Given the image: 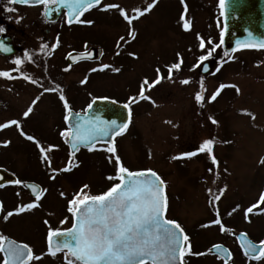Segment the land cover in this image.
I'll list each match as a JSON object with an SVG mask.
<instances>
[{
	"label": "rangeland",
	"instance_id": "obj_1",
	"mask_svg": "<svg viewBox=\"0 0 264 264\" xmlns=\"http://www.w3.org/2000/svg\"><path fill=\"white\" fill-rule=\"evenodd\" d=\"M215 5L188 0L180 15L172 0H104L69 27L44 21L47 4L0 0V35L24 50V73L2 76L12 66L0 58V164L42 187L37 200L19 187L0 193V243L29 246V264H64L70 257L51 253L47 236L69 225L73 207L114 189L120 172L152 170L166 186L165 218L194 253L186 264H264V255L247 261L235 240L243 232L264 244V51L223 54ZM90 46L100 60L68 67V52ZM208 59L218 63L201 75ZM93 98L127 105L129 126L114 152L99 144L72 156L65 117ZM215 243L230 262L205 254Z\"/></svg>",
	"mask_w": 264,
	"mask_h": 264
},
{
	"label": "water",
	"instance_id": "obj_2",
	"mask_svg": "<svg viewBox=\"0 0 264 264\" xmlns=\"http://www.w3.org/2000/svg\"><path fill=\"white\" fill-rule=\"evenodd\" d=\"M47 0H13L19 5L36 6ZM101 0H55L47 8L46 18L55 21L62 10L69 22L79 18L89 7ZM224 36L222 49L255 44L264 47V0H223ZM10 39L0 37V53L10 55ZM100 48H90L84 53H70L68 64L99 60ZM216 62L209 60L201 65L200 74L209 73ZM129 121L126 106L108 99H94L83 114L70 111L67 124L70 129L68 145L73 154L79 147H92L97 143L113 144L116 135L124 131ZM13 182L14 178L0 170V184ZM32 196L40 188L27 185ZM164 185L151 171L121 173V183L107 194L79 203L74 211L73 226L50 238L53 249H66L82 264H182L184 234L175 224L164 220ZM237 240L245 255L257 258L262 245L254 244L245 234ZM1 250L6 264H24L31 258L30 250L10 239ZM214 255L224 261L231 259L230 251L222 246L211 248Z\"/></svg>",
	"mask_w": 264,
	"mask_h": 264
},
{
	"label": "flooded vegetation",
	"instance_id": "obj_3",
	"mask_svg": "<svg viewBox=\"0 0 264 264\" xmlns=\"http://www.w3.org/2000/svg\"><path fill=\"white\" fill-rule=\"evenodd\" d=\"M11 1V3L15 6V7H18V8H35V7H25V6H20V5H16V4H14L13 2H12V0H10ZM104 1V0H103ZM102 1V2H103ZM172 1H174L176 4H178V5H180L182 8H183V10H182V12H180L181 14L180 15H182L183 14V11H184V6L186 5V3H187V1L188 0H172ZM47 4V6H50V5H52L53 4V2H49V3H46ZM102 4V3H101ZM44 4H42L41 6H43ZM216 5H217V8H218V0H216ZM216 5H215V7H216ZM41 6H39V7H41ZM46 6V7H47ZM45 7V8H46ZM45 8H44V10H45ZM91 10H94V9H89L88 11H91ZM88 11H86V12H84L83 14H82V16H81V18L84 16V15H86L87 13H88ZM185 12V11H184ZM138 14H142V13H138ZM137 14V15H138ZM136 15V16H137ZM43 17H44V21L48 24V25H51V24H55L57 21H59V20H63V19H65V22H66V17H65V14L64 13H62L57 19H56V21H54V22H48L46 19H45V16H44V14H43ZM81 18L78 20V21H80L81 20ZM133 18H135V16L133 17ZM77 21V22H78ZM76 22V23H77ZM67 23V22H66ZM76 23H74V24H65V25H67V26H73V25H75ZM4 36L5 34H4V32H1V35L0 36ZM10 46H11V51L13 52V54L12 55H9V56H3V55H0V58L1 59H4V60H9V61H11V69L10 70H8V72L6 71V72H3V71H0V72H3L4 74H1L2 76H6L8 73H10V72H12V71H14V72H21V73H24V72H22L21 70H20V66H21V63L19 62V60H17V54H21L24 50H22L23 49V47L20 45V44H15L12 40H10ZM90 47H93V46H90ZM90 47H88V48H90ZM54 48H56L55 46H53L52 47V49H54ZM88 48H85V49H82V50H79V51H76V50H73V51H70V52H82V51H85V50H87ZM259 51H264V50H259ZM103 55H104V51H103ZM82 64H92V63H80V64H78V65H82ZM78 65H76V66H78ZM9 143V142H8ZM0 169H2V170H5L7 173H9V174H11V175H13L14 177H15V183H11V184H5V185H3V186H0V193L2 192V191H4V190H7V189H10V188H16V187H19V189H21V190H18V191H20V193H22L23 194V190L26 192V194L28 195V191L25 189V184H27V183H29V182H33V183H35V184H37L36 182H34V181H31V180H21L15 173H13V171L12 170H10V169H8V168H6V167H4V166H2L1 164H0ZM39 185V184H38ZM42 188V187H41ZM41 195H42V192H41ZM40 195V196H41ZM29 196V195H28ZM39 196V197H40ZM30 197V196H29ZM39 197L38 198H32V197H30L31 199H33V200H37V199H39ZM0 204H1V210H0V218L3 216V213H4V210H5V201H4V198H3V196H2V194H0ZM67 228V227H66ZM66 228H64V229H66ZM63 229V230H64Z\"/></svg>",
	"mask_w": 264,
	"mask_h": 264
},
{
	"label": "trees",
	"instance_id": "obj_4",
	"mask_svg": "<svg viewBox=\"0 0 264 264\" xmlns=\"http://www.w3.org/2000/svg\"><path fill=\"white\" fill-rule=\"evenodd\" d=\"M188 253H189V251H188Z\"/></svg>",
	"mask_w": 264,
	"mask_h": 264
}]
</instances>
